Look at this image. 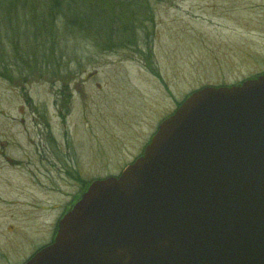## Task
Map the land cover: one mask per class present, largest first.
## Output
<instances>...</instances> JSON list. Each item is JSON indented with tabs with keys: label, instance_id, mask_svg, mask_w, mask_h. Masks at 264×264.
Instances as JSON below:
<instances>
[{
	"label": "rangeland",
	"instance_id": "obj_1",
	"mask_svg": "<svg viewBox=\"0 0 264 264\" xmlns=\"http://www.w3.org/2000/svg\"><path fill=\"white\" fill-rule=\"evenodd\" d=\"M143 10L137 42L121 45L113 26L108 40L61 34L53 63L37 66L25 56L11 65L9 34L41 25L3 14L0 264H25L52 238L61 206L140 158L192 93L264 74V0H146ZM65 161L79 169L59 181Z\"/></svg>",
	"mask_w": 264,
	"mask_h": 264
},
{
	"label": "water",
	"instance_id": "obj_2",
	"mask_svg": "<svg viewBox=\"0 0 264 264\" xmlns=\"http://www.w3.org/2000/svg\"><path fill=\"white\" fill-rule=\"evenodd\" d=\"M25 264H264V74L192 93Z\"/></svg>",
	"mask_w": 264,
	"mask_h": 264
},
{
	"label": "trees",
	"instance_id": "obj_3",
	"mask_svg": "<svg viewBox=\"0 0 264 264\" xmlns=\"http://www.w3.org/2000/svg\"><path fill=\"white\" fill-rule=\"evenodd\" d=\"M144 1L146 2V0H0V21L4 15L9 20L21 17L23 22H28L30 18L42 28L41 31H32L29 34L17 35L13 32L9 34L14 40L10 63L13 65L14 60L17 61L18 57L22 56L30 59L29 62L33 66L47 60L53 63L47 56L48 54L53 56L54 51L59 48L61 34L62 36L80 34L88 39L95 36L108 40L110 36L107 33L113 32V26L118 28L115 34L122 36L119 42L121 45L125 46V40H129V43L137 42V33L132 25L139 16L145 15L142 13Z\"/></svg>",
	"mask_w": 264,
	"mask_h": 264
},
{
	"label": "flooded vegetation",
	"instance_id": "obj_4",
	"mask_svg": "<svg viewBox=\"0 0 264 264\" xmlns=\"http://www.w3.org/2000/svg\"><path fill=\"white\" fill-rule=\"evenodd\" d=\"M3 145V144H2ZM6 160L10 163V164H19V162L18 161H15V160H13V159H10V158H8V157H6ZM39 161H41L40 162V164H42V165H44V164H46L45 162H47L48 163V160H47V157H45V156H41L40 158H39ZM60 165H64V167H65V169H64V174H60L59 175V178H58V180L60 179V178H64V179H66V171L68 170H77V169H79L78 167H77V164H75L71 169H68L67 168V166H66V161L65 162H62V163H60L58 166H60ZM120 174V173H119ZM118 174V175H119ZM60 181V180H59ZM84 192L82 191L76 198H75V200L73 199L69 204H67V205H63V206H61V208L63 209V214L65 215L72 207H73V205H74V203L77 201V198L80 196V195H82ZM61 220V219H60ZM59 220V221H60ZM59 225V222H58V224H57V227H55V230H54V232H53V236H52V238H50L49 239V241L48 242H46V243H44V244H42V245H40L36 250H35V252L33 253V255L34 254H36L38 251H40L41 249H43L44 247H46V246H48V245H50V244H52L54 241H55V237H56V235H57V232H58V226ZM33 255H31L30 257H32ZM29 257V258H30ZM26 263V262H25Z\"/></svg>",
	"mask_w": 264,
	"mask_h": 264
},
{
	"label": "bare ground",
	"instance_id": "obj_5",
	"mask_svg": "<svg viewBox=\"0 0 264 264\" xmlns=\"http://www.w3.org/2000/svg\"><path fill=\"white\" fill-rule=\"evenodd\" d=\"M11 229V227H9Z\"/></svg>",
	"mask_w": 264,
	"mask_h": 264
}]
</instances>
